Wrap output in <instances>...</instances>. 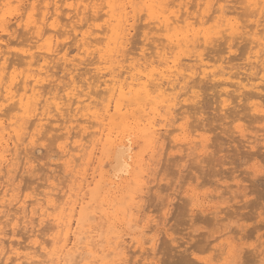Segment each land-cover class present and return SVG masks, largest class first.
<instances>
[{
	"label": "bare ground",
	"instance_id": "bare-ground-1",
	"mask_svg": "<svg viewBox=\"0 0 264 264\" xmlns=\"http://www.w3.org/2000/svg\"><path fill=\"white\" fill-rule=\"evenodd\" d=\"M0 1L2 4L0 7L2 12L0 17V30L3 32L0 34V181L4 179L5 182L4 185L0 184V212L3 213L0 216V220L4 218L5 223L12 226L11 230L13 231H17L20 227V232L21 228L23 229L22 231L25 229V231L28 230L31 232L28 235V239L31 238L29 243H24L22 240L16 239L13 241L12 236V238L9 236L11 241H7L5 239L7 237L4 235L9 234L5 233L7 225H3V227H6L5 229L0 227V259L6 257L8 261L10 258L15 260L16 257V260H19L16 261V264H96L97 262L101 264H119L117 260L121 258L120 256L127 253V239H124V235H120L119 232L117 236H113L117 239L114 242H109H113L112 246H109L108 243V246L105 248L101 244L102 239L98 241L101 238L100 236L103 235L100 233L102 232L101 230L98 229L100 236L95 230V227L97 229L99 225L95 227L90 226L89 224L91 223H88L90 227L87 225L89 219L91 217L95 219L96 216V209H92L93 202L98 201L99 198L101 203L107 201V195L109 196L111 194L112 188L118 181L116 179L123 172H129L130 170L132 178L130 179L134 180L135 186H131L130 189L127 188L128 186L126 187L130 190L128 193L129 198L126 196L128 199H124L127 200L125 203L128 200L129 202L126 203L127 205L123 202L125 206L118 207L115 211L113 210L114 212L112 214L107 212L104 214L108 215L112 224L120 219V214L124 215L130 211L133 212L128 214L131 216L132 214L134 215V210L137 211L136 214L142 212L138 198L142 199L144 197L142 196V192L145 186L147 188L146 183H144L147 181L144 180L150 176L148 170L155 160V156L158 153L157 150L159 149L158 147L160 145L162 147L165 133H171L176 130L190 133L192 131L188 129L187 121L175 126L177 121L182 119L187 120L188 118L189 109H183L184 105L182 108L180 107L183 111H180L178 107L182 105L183 101L186 103L190 101L191 103V100H197L200 96L199 90H197L198 84L201 86L200 78H212L209 75L214 77L217 75L216 71L210 74L213 70L210 72L208 70L210 66H216V64L212 66L215 62L212 65L210 63L217 60L210 62L211 55L209 56L210 47L208 45L215 41L216 38L224 37L226 40L222 38L223 40L231 41L230 39L237 38V35L241 37L244 33V28L248 26L241 24L242 22H239L238 17L233 16V13L236 11L227 6V3L231 0H205L206 5L204 10L202 11L201 9L200 13L197 14L189 9L191 8L190 6L182 7L178 4L179 6L177 5V8V3L175 2L177 0H41V3L43 1L44 5L39 11L36 10V6L38 7V5L35 6L33 0ZM241 1L243 0L239 2ZM245 1L247 3H244L245 6L257 7L258 9L255 11L260 15L259 17L262 18L263 16L264 18V0ZM205 3L202 2L203 5ZM194 4L193 6H195ZM64 5L67 7L65 10L62 9ZM246 8V11H248L247 6ZM66 10L68 13H74L71 16L74 19L76 18L77 23L81 22L78 24L79 26L73 23L71 25L72 31L62 30L64 24H61V18L62 16L65 18ZM101 11L104 12L101 13ZM253 12L251 13L254 15L257 14ZM236 13L238 14V12ZM14 18L17 24H20V26L24 24L28 31H31V35L33 33L34 36L30 37L35 38L31 44H28V48H25L21 53L26 61H23L24 58L22 60L21 58L18 59L22 62L19 61L17 64L26 63L27 65L26 70L19 73L14 70L11 71L14 66L12 63L15 60H10L8 56L9 50H6L10 41H5L3 37L5 35L4 33H7L5 36L12 34L10 28L15 23L12 22L11 24L10 21ZM102 18H106L105 25L94 23L96 20ZM263 18L262 20L260 18L256 19V23L255 20H252V27L247 32L250 33L251 31L250 35L253 36V39H251L252 46H250L252 51L247 53L249 54L247 56L248 61H250H247L248 65H259L258 73L263 71V74L261 76L255 75L256 77L252 75V77L250 73H247L244 76L246 71L242 75L243 71L241 73L238 69L237 72H234L231 71L234 68L229 69V67L228 70L230 71H225L223 68L218 74V76L227 75L228 77L226 79H235V81L223 80L221 81L223 84L219 82V85L222 86L225 84L224 86L226 87L229 86L232 88L234 86V88H237L238 93H240L237 95L238 98H242L243 96L246 100H244L246 104L243 102L244 104L242 103L243 105L240 107L245 112L243 116L239 115L240 119L241 116L242 118L248 116L250 118L249 121L252 122L264 120V50L261 48L264 47V29L261 30ZM67 20V23H69L70 15L69 19L67 17ZM140 20H144L141 26L138 25ZM72 21H70V24ZM247 21L249 20L247 19ZM139 26V30L141 28L144 29L143 44L137 48L135 46V49L131 50L134 46L131 45L133 47L130 49L131 46L129 47V44ZM70 32H73L72 37L75 41L72 40L77 44L78 54L82 53L88 57L89 55H93V57L94 55L97 56L94 57L97 58L95 63L98 64L96 66V72L98 74L101 73V75L96 76V79L94 78L92 82L81 81L84 79H76L77 77L74 72L79 70V64L84 61L80 63V60H83L80 57L79 64L74 62L69 56L71 50L68 49L69 47H66L67 44H59L60 37L62 35L65 37V34ZM227 35L228 39L226 38ZM63 41L61 42L64 43ZM232 44H228V47L232 48L236 43ZM35 48H39L41 51L37 54L36 51H33ZM202 48H208L209 53L206 52L208 54L207 56ZM55 59L59 61L63 60V64L61 62L63 65L61 69L63 72L62 77L61 75L57 77L58 70H54L53 67L55 66H50V63H54ZM59 61H55V63H59ZM218 61H221V59ZM222 62L224 61L222 60ZM255 73H257V70ZM64 79L68 81H64ZM190 79L192 83L194 82L193 84L190 82ZM255 79H258V81H254ZM201 83L203 82L201 81ZM214 87L216 88L217 86ZM179 88H183V90L185 88V90L180 92ZM237 91L235 94H237ZM232 95L231 91L223 89L221 91L222 100L219 102L223 106L232 105V101L230 102L231 98L234 97ZM217 99L219 98L217 97ZM197 106L194 108L198 114L196 110ZM240 108L238 109V114L242 112ZM196 112L191 111L193 114H189L193 116ZM247 113L249 114L247 115ZM78 115L81 117L79 118ZM248 117L244 119L247 120ZM53 121L57 123L61 121L58 127L66 130L64 133L61 132L63 134H61L62 138H66V141L60 145V148L63 156L67 158L65 163L67 169L71 170V173L76 171L73 176L75 177L74 182L76 181L77 185L70 188L69 193L66 192L63 196L59 194L60 192L58 193L56 191L58 187L52 186L50 190L38 192L33 197H30L31 203L29 202L30 204L28 205V195L22 201L21 195L13 191L16 188L14 186L13 188L10 187L13 184L10 181L16 175H12V173H15L20 168L14 161L21 158L19 156L21 146L26 144L27 140L35 142L40 134L41 136L46 135L49 131L47 124ZM74 122H77L76 126L72 125ZM61 125L63 126L61 127ZM190 126H192L191 123L189 124ZM75 127H79V131L73 132V128L77 129ZM169 127H172V131L168 129ZM59 128L56 129L59 130ZM93 128V131H89V129ZM197 130L196 128L193 129L194 132ZM260 131H264V127H261ZM195 135L197 136V134ZM131 136L134 138L140 137L144 141L145 148L143 149L142 146L139 149L141 151L131 152V148H133L131 146H134L133 141V145H129ZM263 136L264 134L259 136L261 137V141L259 140L261 145L255 151H248L246 154L248 157L257 158L258 156H263L264 158V151H262L264 148ZM257 138L253 139L258 140ZM127 140H129V143ZM206 140L204 136H201L199 143L203 149H206L208 146ZM137 141L139 143L141 140L139 141L138 139ZM183 141H186L187 146L197 144V141L195 142L190 134ZM251 144L252 142L250 146ZM255 147V145H252L251 149ZM155 152L157 153L155 154ZM104 155L110 160V163H113L112 170L110 169V171L109 168L108 170L104 169L105 167L103 168ZM27 159L29 158L27 157ZM77 160L78 162L82 161V163L76 162ZM30 161L32 159L28 162ZM95 162H97L96 164L98 166L91 168V165ZM16 164L18 165L17 167H15ZM23 166L25 167V165ZM80 166L82 167L79 168ZM77 167L78 169H76ZM127 172L123 176L128 174ZM146 176L148 177L145 178ZM122 179L120 177V180ZM130 179L128 178L129 181H131ZM118 184L120 185L121 183L118 182ZM122 187L120 188L122 189ZM246 194L243 193L244 197H246ZM95 197L98 199L96 200ZM254 200L252 199L250 203L248 200L242 202L244 203L243 206H252L257 201L260 203L258 199L255 202ZM17 204H20L19 211L22 213L17 209V212L13 210L14 205ZM103 204L101 205L103 206ZM108 204H111V201ZM243 206L241 208H244ZM239 208H236V210ZM11 211H14V213L12 214ZM98 217H100V214ZM121 217L123 218V216ZM34 218H39L40 224L45 223L46 220L53 222L52 227L53 230L55 229V232H51L52 238L50 240L48 237V239L46 238L41 241L42 238L40 235L42 233L40 235L36 233L35 228L37 226H33ZM132 221L136 222V219ZM111 226L114 227L113 225ZM16 231L13 232L14 235H9L16 236L18 233ZM93 233L97 234L95 235ZM97 235L98 238H96ZM153 239L156 242L158 238L155 237ZM153 239L151 242H154ZM133 240L135 239L133 238ZM6 242H9L8 245ZM140 248L143 250V247ZM97 251H100L101 254L94 256L92 260H88L86 257L87 253L91 256L92 253L93 255L95 252L97 254ZM90 256L88 257L90 258ZM184 261L186 260L184 259Z\"/></svg>",
	"mask_w": 264,
	"mask_h": 264
},
{
	"label": "rangeland",
	"instance_id": "rangeland-1",
	"mask_svg": "<svg viewBox=\"0 0 264 264\" xmlns=\"http://www.w3.org/2000/svg\"><path fill=\"white\" fill-rule=\"evenodd\" d=\"M239 1L240 0H235V1L231 0L229 1V3H227L228 4L227 6L233 9L234 11L238 12V14L234 12L235 14L233 13V16L236 18L238 17L237 19L239 20V22L240 23L242 22L241 24L243 25L245 24L248 27L244 28V33L241 35V37L240 35H237V38L234 37L233 39H230L231 41L229 40L225 41L226 39L224 37H221L219 39L216 38L215 39L216 44H215V41H213L210 45H208L212 49L211 50L209 48L210 53L207 50L208 48H202L206 56L208 55L206 52L209 53V56L211 55L210 62L212 60L217 59L216 61H212V63H210L212 65L215 62L212 66H215V64L216 66L215 67L210 66L211 69L210 68L208 69L209 72L213 70L210 74L216 71L217 75L216 77L209 75V77H212V78H208V77L205 79L200 78L203 83H201L200 81L201 86H199L198 84L197 90H199L200 96L197 98V100L195 101L191 100V103L190 101H187V103L183 101L182 105L178 107V108L180 107L182 108L185 105L186 107L184 106L183 109L185 110L189 109L188 118L187 120L182 119L180 121H177L175 123V126H178L182 124L183 122L187 121L188 123L187 127L189 131L190 130L192 131L190 133V132H184L181 130L180 131L176 130L171 133L170 132L165 133V137L163 138V141H162V147L161 145L158 147L159 148L157 150L158 153L155 152V154L157 153L155 156V160L154 162L152 161L153 162L152 166H150V169H149L150 172L148 170V174H150V176L147 174L149 177L146 176L145 178L147 177L148 178L144 180V181H147V182H144L146 183L145 185H147V188L144 185L145 187H144L143 192L145 195L142 192V196L144 197L142 199L138 198L139 200L137 199L139 201V204H141L140 208L142 209V212L139 213L140 215L138 213L136 214L137 211L134 210V215L132 214L130 216L128 214H131L133 212L128 211L129 213L127 212L124 215L120 214V219H118L115 223L111 224V221L109 220L108 215L104 214L105 212L112 214L118 207L121 208L125 206L124 204L129 202L128 200V202L125 203V201H127L125 199L129 198L128 193L130 190L128 189H130L131 186H135L134 180H131L132 178H131L130 170L129 172L126 171L128 174H125V176H123V174L126 172H123L122 175L120 176L123 178L122 179L123 181L120 180V177L116 179L118 181L116 185L112 188V192H110L111 194L108 193L110 195L109 196L107 195V201H105L106 203L105 202L101 203L100 198L98 201H96L98 198L95 197L96 202H93L92 209L94 210L96 209V216H95V219L91 217V219H89V221L87 222V225L88 223H91L89 225L90 226L92 225L94 227L99 225L100 228L98 227L96 229L95 227V230L97 231L98 235L100 233L103 235L101 236L99 235L101 238L97 240L101 241L102 239L101 244H103L105 248L106 246H108V243L110 241L114 242L115 239H117L114 237L117 236L119 232H120V235L121 234L124 235L123 238L127 239L126 240L127 253L125 255L121 254L122 255L120 256L121 258L123 257L126 259L130 257L134 261H136L138 258L140 264H192V263L193 264H264V165H263L264 158L263 156H258L257 158H250L248 157V155H246L248 151H255L261 145L260 143L261 137L259 136L261 134H264V131H260L261 127H264V120L252 122V121H249L250 118L245 115L244 116L248 117L249 119L247 118L246 120L244 119L245 117L242 118L245 112L240 107L244 104L243 102H245L246 100L243 98V96H242L243 101H242V98H238L237 95L240 93H238L236 87L235 88L234 86L232 88L229 86L226 87L224 86L225 84L222 86L219 85V82L220 84H223V82L221 83V81L223 80L235 81V79H232V78L226 79V77H228L227 75L218 76V74L220 73L221 70H223V68L225 71H227L228 67L229 69L234 68V69H231V71H234V72L235 71L237 72L238 69H239V72L241 73L243 71L242 75L246 71L244 76H246L247 73H250V76L252 75L261 76L263 74V71H260L258 73L259 65L256 66L254 62H253L255 64L254 66L253 64H251V66L248 65V62L250 61H248V58H247V56L249 55L247 53L252 51L250 46H252L251 39H253V36L250 35L251 31L250 33H247V32L252 27L253 21L255 20V23H256V19L260 18V20H262L263 16L262 18L259 17L260 15L257 13V11H255L256 9H258L257 7H249L248 5H246L248 7V11H246L247 9L245 6V4H247L246 1L245 0L241 2ZM33 2L35 6L38 5V7L36 6L37 11L42 9L44 5L43 1L41 3V0H33ZM175 2L177 3L176 6L178 4L181 5L182 7L190 6L191 8L189 9L195 14L200 13L201 9L203 11L206 5L205 0L204 1L202 0H177ZM202 2L205 4L203 5ZM193 4L195 6H193ZM1 6L2 4L0 3V7ZM65 8L67 9L66 5L62 7V9L64 10ZM249 9H252V10L249 11ZM253 10L254 12L257 13L256 14L257 16L251 13L253 12ZM102 12L104 11H101V13ZM1 14L2 12L0 10V17H1ZM72 14L74 13H68L66 10L65 18L63 16L62 18L60 17L62 19L61 24H64V26L62 27V30L66 29V30L72 31L71 25H73V23H75L74 25H77V26H79L78 24L81 23V22L77 23V20H75L76 18L74 19V17H72L73 16ZM69 15H70V20H69V23H67L68 22L67 17L69 19ZM247 19L249 21H247ZM14 20L15 18L11 19L10 21L11 24L12 22L15 23L10 28V32L12 31V34H11L12 36L11 35L5 36L7 33H4L5 35L3 37L5 38V41L7 42L8 40L10 41L6 49V50L11 51V52L8 51L9 53L8 56L10 60L16 61V62L14 61L15 64L14 62L12 63L14 66L11 69V71L14 70L19 73V72L25 71L27 67L26 63L17 64L19 61H21L24 58L23 54L21 53L23 50H25V48H28L27 47L29 46L28 44H31L32 41L35 40V38L30 37L34 35L33 33L31 35V31H28V29L24 26V24L23 25L21 24L23 26L22 27L20 26V24H17L16 21ZM84 20L83 22H85ZM105 20L106 18L98 19L94 23L105 25ZM70 21H72L71 24H70ZM140 22H138V25L141 26L144 20L142 21L140 20ZM261 25H262L261 26V30H262L264 29L263 28L264 20L262 21ZM140 26L138 27V30L135 31L134 36H133L134 39L132 38L131 43L129 44V47L131 45L134 46V47L133 46L130 47V49L133 47L131 50L135 49V46L137 48V47L142 46L141 44H143V40H144L143 30L144 29L141 28L142 30L141 29L139 30ZM15 27H16V30H15ZM13 31L17 33L15 34ZM136 32H137V35H136ZM2 33L3 32L0 30V34ZM70 33L65 34V37L64 35H62L61 36L62 38L60 37L59 44L60 45L67 44L66 47L67 48L69 47L68 49L71 50L69 52L70 54L69 56L70 58H72L74 62L79 64V60L81 58L83 60H80V63L84 61L83 62L84 64L83 63L79 64L78 66L79 70H76L74 72V74H76V77H77L75 78L78 80L84 79L81 81H85V82L86 81L92 82L94 78L96 79V76L98 77V75H101V73L98 74V72H96V66L98 65L97 63H95L97 58H94V57L96 55H94V57L93 55H89L88 57L87 55H83L82 53L78 54V50L76 48L77 44L74 43L75 39H73L72 37L73 32L71 34ZM243 36L245 40L244 38H242ZM222 38L225 40H223ZM226 38L228 39V35ZM62 40H64L63 41L64 43L61 42ZM132 41H133V44H132ZM236 41H238L239 43ZM226 42L228 44L236 43L237 45L232 44L233 47L229 48L228 47L229 45ZM261 48L264 50V47H261ZM38 49L39 48L37 49L35 48V50L33 49V51H36L38 54V52L41 51L40 49L38 51ZM17 54L20 56L18 57ZM230 56L232 57V59H230L231 58ZM19 58H21V60H18ZM220 59L221 61H218ZM263 59H264V56H263ZM24 60L26 61L25 58L23 59V61ZM91 60L93 63L91 62ZM222 60L224 62H222ZM55 61L58 62L59 60L55 59L54 63L53 62L50 63V66H55L53 68L54 70H58L57 77H59L60 75L62 77L63 72L61 71V69L63 66L62 65L63 60H60L59 63L57 62L55 63ZM256 70L258 74L255 73ZM66 79H64V81H68ZM195 79L199 80L198 78H195ZM254 81L257 82L258 79H255ZM190 82H191V79H190ZM202 85H203V88H202ZM214 86H217L218 88L217 87L215 88ZM222 88L231 91V93L233 94L232 96H234V94L237 91V94H235L234 97L231 96L233 98V99L231 98L230 100V102L232 101L231 102L232 105L229 104L228 105L229 107L223 106V104L220 103L222 100V97H221V91H223ZM179 90L180 92H183L185 88L184 90L183 88H179ZM217 97L219 99H217ZM199 98L203 100L201 101ZM193 103L196 105H194ZM234 104L235 105L237 104L236 107ZM197 105L199 106V108ZM195 106H197L196 110L198 111V114L195 111V108H194ZM181 108L179 110L183 111ZM232 108L235 110L233 111ZM239 108L242 112H239L238 114ZM191 111L196 112L193 115L194 117L191 116V114H193L191 113ZM248 114L249 113H247V115ZM239 115H242L241 119ZM78 117L80 118L81 116L78 115ZM53 122L47 124L48 125L47 128H49V131H50V132L48 131L49 133L48 132L47 134L45 133L46 135L42 134L43 136H41L40 134L35 140V142H31L27 140L26 144L21 146L24 150L20 148L21 151H19L20 152L19 156L21 158L14 161L20 166V168L18 167L19 168L17 169V171L19 170L18 172L16 171L15 173L14 172L12 173V175H15V174L16 175L14 176L15 178L13 177L14 179L10 181V183L13 182L12 186L10 185V187L13 188L14 186L16 188L13 191L16 194L19 193L21 195L22 201L28 195V199H29L27 203L28 205L31 203L30 197H33L38 192L50 190L52 186L58 187L56 191L58 193L60 192L59 194L63 196L64 193L66 192L69 193L70 188L77 185V182L75 181L76 184L74 182L75 177L73 176L75 174L74 172L76 171L71 173V170L67 169L66 164H65L67 158L63 156L62 150L60 148V145L66 141V138L64 137L62 138L61 136V134L64 133L66 130L62 128L60 129L58 127L61 124L60 123L61 121L58 123L56 121H55L56 123L55 122L53 123ZM190 123L192 124V126L189 127ZM76 124L77 122H74V124L72 125L76 126ZM201 124L203 125V127ZM62 126L63 125H61V127ZM193 126L194 128L198 129L196 132L193 131L194 129L192 128ZM56 128H59V130ZM78 128L77 129L73 128V132L79 131ZM168 129L171 130L172 127H169ZM93 130L94 128L89 129V131H93ZM188 134L191 135V138L194 139L195 142L197 141L196 142L197 146L195 144L194 146H192L193 144H191L190 146L188 145L189 146L188 147L187 144L185 143L186 141H183ZM193 134L194 135L197 134V136L196 135L194 136ZM198 135L200 136L198 137ZM201 136H204L207 139L206 143L209 146V147L207 146L206 148L207 150L203 149L202 145L200 146L199 142L201 140ZM256 137H258L257 138L258 140L253 139ZM133 138L134 137L130 139V143H129V140H127L129 145L130 144L133 145V142H134V146L130 145L131 147H133L131 148V152L141 151L139 149H141L142 146H143L142 147L143 149L145 148L144 141L140 139V137L134 138L135 140ZM138 139L139 141L141 140L143 142L140 141L139 142L140 144H139L137 141ZM249 142L250 143L252 142L251 146L255 145L256 147L254 149H251ZM136 143L137 145H135ZM138 144L140 145V147ZM176 146L179 148H177ZM262 151H264V148L262 149ZM27 157L29 159H27ZM31 159L32 161L28 162ZM76 162H78V160ZM78 163H82V161H79ZM96 163L97 162L91 165V168L97 167L98 164ZM103 163H104L103 168L105 167L104 169L108 170L109 168V171L110 169L112 170L113 163L112 162L110 163V160L105 155H104ZM17 164L15 167L18 166ZM23 165H25V167ZM81 167L82 166H80L79 168ZM76 169H78V167ZM128 178L129 179L131 178L130 179L131 181H129ZM124 179L125 181L127 180V182H125ZM118 182H120L121 184L119 185ZM4 183H5L4 179L3 181H0V184L4 185ZM127 183H130V184H127ZM120 187H122V189ZM145 190H146V193H145ZM245 191H247L248 194H246L247 192L245 193ZM15 193H12V194H15ZM243 193L246 194V197H244ZM119 196L120 197L122 196L123 198L122 197L120 198ZM126 196L128 198H126ZM114 199H115V206H114ZM252 199H255V200L258 199L260 203H258L257 201V203L255 204L253 203L252 206L251 205L247 207L243 206L244 203L242 202H245L248 200L250 203ZM110 201H111V204H108ZM262 201H263V204H262ZM103 203L105 204V206ZM101 204H103V206ZM239 205H242L244 208H241L242 206H239ZM19 206L20 204L14 205L13 210L15 211L17 209L19 211ZM12 207H11V210H12ZM238 207H240L241 210L240 208L236 210V208ZM17 210L15 212H17ZM14 211H11L12 214L14 213ZM19 212L22 213L21 211ZM260 212H263V213H260ZM99 214H100V217H98ZM1 215H3V213L0 212V216ZM121 216H123V218ZM136 216L138 220L140 219L139 221L137 220ZM131 218L132 220L136 219V222L132 221ZM34 219L35 221L33 222L34 224L33 226L35 227L37 226L35 228L36 233H38L39 235L42 233L40 235L42 240L41 238L40 240L43 241L46 238L48 239V237L50 240L52 238L51 232H55V229L53 230V227H52L53 222L50 220H46L45 223L40 224L39 218H34ZM2 220H0V227H2L3 229L7 227L5 229L7 232L4 230L5 233L14 235L13 232H15L16 230L15 231L11 230L12 226L10 224L7 225L5 223L4 218ZM37 222H38V225H37ZM135 223L136 224L138 223V224L136 225ZM3 225L5 226L7 225V226L3 227ZM111 225H113L114 227H112ZM109 228L110 229L112 228L113 233H112V230H110ZM19 229H17L16 231V233L18 232L16 236L4 234L5 237H7L5 239H7V241H11L10 238L13 237L14 239L13 241H15L16 239V240H22L24 243H29L31 238L28 239L29 237L28 235H30L29 233L31 232L28 230L27 232L25 231V229L24 231H22L23 229L21 228V232L22 233L24 232L22 235ZM98 229L101 230L102 232H100ZM98 235L96 238H98ZM42 236L45 238H43ZM155 237L158 238L156 242L153 239ZM131 238L132 240H130ZM133 238L135 240H133ZM151 238L154 240V242H151L152 241ZM113 242L109 243V246H112ZM8 243L6 242L7 245ZM153 243H155L156 246L155 244L153 245ZM140 247H143V250H141ZM151 248H153L154 250ZM150 252L151 254H149ZM95 253L94 255L92 253L91 256L89 253H87V255L90 256L91 258L90 259L86 255L88 260H92L94 256L101 254L100 251H97V254ZM102 255H100V257H102ZM121 258L117 261H120ZM1 259H0V264H16L17 263L16 261H19V260H16V257H15V260L13 258L12 259L10 258L8 261L6 260V257H4L2 260ZM184 259L190 262H186L184 261ZM96 264H101V263L97 262Z\"/></svg>",
	"mask_w": 264,
	"mask_h": 264
},
{
	"label": "snow or ice",
	"instance_id": "snow-or-ice-1",
	"mask_svg": "<svg viewBox=\"0 0 264 264\" xmlns=\"http://www.w3.org/2000/svg\"><path fill=\"white\" fill-rule=\"evenodd\" d=\"M222 7V5H221ZM119 264H140L139 262V259L137 258L136 261H134L132 258H122L120 261H119Z\"/></svg>",
	"mask_w": 264,
	"mask_h": 264
}]
</instances>
